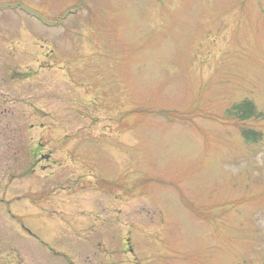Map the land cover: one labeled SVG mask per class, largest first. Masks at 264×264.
Segmentation results:
<instances>
[{"label":"rangeland","instance_id":"374dc122","mask_svg":"<svg viewBox=\"0 0 264 264\" xmlns=\"http://www.w3.org/2000/svg\"><path fill=\"white\" fill-rule=\"evenodd\" d=\"M0 264H264V0H0Z\"/></svg>","mask_w":264,"mask_h":264},{"label":"trees","instance_id":"16d2710c","mask_svg":"<svg viewBox=\"0 0 264 264\" xmlns=\"http://www.w3.org/2000/svg\"><path fill=\"white\" fill-rule=\"evenodd\" d=\"M250 110H251V108L248 105H246L244 107H241V112H242V115L243 116L249 114L250 113ZM244 136H245L246 140L249 139V137L247 136V134H245Z\"/></svg>","mask_w":264,"mask_h":264},{"label":"flooded vegetation","instance_id":"af4514ba","mask_svg":"<svg viewBox=\"0 0 264 264\" xmlns=\"http://www.w3.org/2000/svg\"><path fill=\"white\" fill-rule=\"evenodd\" d=\"M5 111L8 112V114H13V113L11 112L10 109H7V108H6V109L4 110V112H5ZM4 112H1V113L4 114ZM4 117H6V116H4ZM23 121H25V119H23ZM4 127H5V126H4ZM4 127H2V130H5ZM61 184H62V183H61Z\"/></svg>","mask_w":264,"mask_h":264}]
</instances>
